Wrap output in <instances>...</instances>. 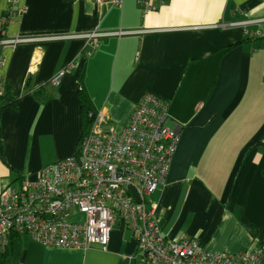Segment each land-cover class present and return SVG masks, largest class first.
<instances>
[{"label": "crops", "instance_id": "obj_1", "mask_svg": "<svg viewBox=\"0 0 264 264\" xmlns=\"http://www.w3.org/2000/svg\"><path fill=\"white\" fill-rule=\"evenodd\" d=\"M11 1L0 0L2 36L32 41L1 49L0 191L77 153L82 88L89 112L121 132L150 94L180 134L166 183L149 196L163 235L229 255L264 244V0H166L146 15L136 0H18L15 16ZM120 30L138 33L102 37L93 49L68 38ZM0 264L142 263L118 218L106 251L14 235Z\"/></svg>", "mask_w": 264, "mask_h": 264}, {"label": "built area", "instance_id": "obj_2", "mask_svg": "<svg viewBox=\"0 0 264 264\" xmlns=\"http://www.w3.org/2000/svg\"><path fill=\"white\" fill-rule=\"evenodd\" d=\"M94 1L116 8L124 2ZM17 2L11 1L12 16ZM165 2L136 0L145 15L159 11ZM4 26L0 22V70L5 65L3 47L31 40H7ZM137 33L120 30L68 38L81 37L93 49L102 37ZM64 75L55 76L52 84L60 86ZM89 118L93 127L76 154L43 168L35 180L24 178L0 191V259L14 235H27L51 249L106 251L120 218L138 241L142 264H264V244L229 255L209 252L194 238L172 241L163 235L149 196L166 183L180 134L167 126L170 118L162 100L145 94L122 132L106 129L101 115L89 113Z\"/></svg>", "mask_w": 264, "mask_h": 264}, {"label": "trees", "instance_id": "obj_3", "mask_svg": "<svg viewBox=\"0 0 264 264\" xmlns=\"http://www.w3.org/2000/svg\"><path fill=\"white\" fill-rule=\"evenodd\" d=\"M82 74H81V76H82ZM37 95L41 96L40 93H38ZM6 97L7 98L5 99L6 101H4V103L10 104V105L14 104V100L11 97H9L8 91L6 92ZM80 97H82L81 102H82V109H83L84 132H85L84 135H87L89 133V131L92 129L93 122H94L92 119L89 118V113H90L89 110L92 107H91L90 99H89L88 95L83 91V88H82V91L80 93ZM1 147H2V145H1V140H0V149H1Z\"/></svg>", "mask_w": 264, "mask_h": 264}, {"label": "rangeland", "instance_id": "obj_4", "mask_svg": "<svg viewBox=\"0 0 264 264\" xmlns=\"http://www.w3.org/2000/svg\"><path fill=\"white\" fill-rule=\"evenodd\" d=\"M5 28L6 26H4V31H5ZM7 40H12V39H15V38H6ZM12 47V46H11ZM14 47V46H13Z\"/></svg>", "mask_w": 264, "mask_h": 264}]
</instances>
